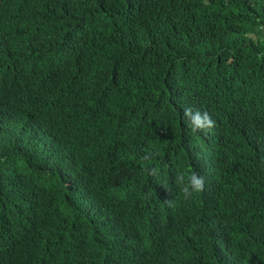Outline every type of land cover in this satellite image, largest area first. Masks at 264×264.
Returning <instances> with one entry per match:
<instances>
[{
  "label": "trees",
  "instance_id": "obj_1",
  "mask_svg": "<svg viewBox=\"0 0 264 264\" xmlns=\"http://www.w3.org/2000/svg\"><path fill=\"white\" fill-rule=\"evenodd\" d=\"M0 264H264V0H0Z\"/></svg>",
  "mask_w": 264,
  "mask_h": 264
},
{
  "label": "clouds",
  "instance_id": "obj_2",
  "mask_svg": "<svg viewBox=\"0 0 264 264\" xmlns=\"http://www.w3.org/2000/svg\"><path fill=\"white\" fill-rule=\"evenodd\" d=\"M185 116L190 117L191 121V130L196 132L197 130H211L215 121L211 118L207 111L201 113L199 110H196L193 114L191 108L185 109ZM178 179L184 183V187L182 188V192L185 198L190 197L193 193L202 192L204 189L205 180L202 176H199L195 172L191 173L187 181H184L183 176L178 177ZM171 204V201H169Z\"/></svg>",
  "mask_w": 264,
  "mask_h": 264
}]
</instances>
